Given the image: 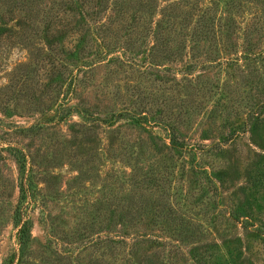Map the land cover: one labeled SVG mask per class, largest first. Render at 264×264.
<instances>
[{"label":"rangeland","instance_id":"374dc122","mask_svg":"<svg viewBox=\"0 0 264 264\" xmlns=\"http://www.w3.org/2000/svg\"><path fill=\"white\" fill-rule=\"evenodd\" d=\"M0 264H264V0H0Z\"/></svg>","mask_w":264,"mask_h":264},{"label":"trees","instance_id":"16d2710c","mask_svg":"<svg viewBox=\"0 0 264 264\" xmlns=\"http://www.w3.org/2000/svg\"><path fill=\"white\" fill-rule=\"evenodd\" d=\"M172 145H175V143H173V141H172ZM21 192L23 194L22 189H21ZM16 224H18L17 225V245L21 251L27 245V242H28L29 236H30V232L25 227L19 226L18 221H16Z\"/></svg>","mask_w":264,"mask_h":264}]
</instances>
